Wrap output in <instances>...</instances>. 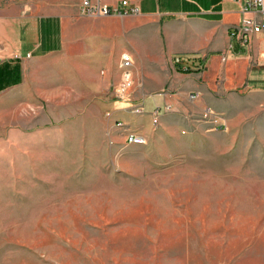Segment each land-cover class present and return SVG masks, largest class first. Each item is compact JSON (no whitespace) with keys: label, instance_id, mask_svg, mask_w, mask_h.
I'll return each mask as SVG.
<instances>
[{"label":"rangeland","instance_id":"rangeland-1","mask_svg":"<svg viewBox=\"0 0 264 264\" xmlns=\"http://www.w3.org/2000/svg\"><path fill=\"white\" fill-rule=\"evenodd\" d=\"M37 2L68 23L63 47L31 66L30 101L0 117V264H264L261 98L160 109L157 124L146 99L133 130L113 90L135 24ZM131 61L137 99L170 79Z\"/></svg>","mask_w":264,"mask_h":264},{"label":"crops","instance_id":"crops-1","mask_svg":"<svg viewBox=\"0 0 264 264\" xmlns=\"http://www.w3.org/2000/svg\"><path fill=\"white\" fill-rule=\"evenodd\" d=\"M103 1L115 5L119 0ZM130 1L139 13L126 17L135 26L125 30L132 37L125 50L136 65L143 64L148 76L165 74L164 68L170 76L155 91L143 85V104L151 99L162 110L170 105L190 115L204 107L222 114L243 96H259L264 104V34L250 36L248 43L233 34L243 15L242 0ZM259 9L247 15L261 19ZM66 16L41 11L37 0H0V117L6 109L17 110L21 101H30L31 66L63 47ZM176 56L188 57L193 71H177L181 66L174 63ZM150 61L159 64L155 73L148 68ZM118 115L136 129L138 115L124 110ZM141 120L147 123L148 116Z\"/></svg>","mask_w":264,"mask_h":264},{"label":"built area","instance_id":"built-area-1","mask_svg":"<svg viewBox=\"0 0 264 264\" xmlns=\"http://www.w3.org/2000/svg\"><path fill=\"white\" fill-rule=\"evenodd\" d=\"M240 1V0H237ZM259 7L262 12V18L257 19L255 16H248L247 14ZM242 18L240 20L241 35L237 36L241 42L248 43L250 36L258 33V24H264V1L263 0H242L241 4ZM78 11L80 15L85 17H107V16H129L139 13V7L137 4L130 0H119L117 4L111 5L103 0H79ZM127 57H132L130 52H124L120 55L119 65L122 66V75L120 76L119 83L114 87L113 93L115 103L119 106H129L130 113L133 115L144 114V104L133 96L131 88L133 86V64H127ZM175 64H180L182 70L190 68V61L186 56H176L174 58ZM194 98L195 95H191ZM171 106L166 105L163 110H170ZM160 108L155 107L151 113L155 117V124L159 120ZM202 113L211 114V111L207 108H203ZM213 117H215L213 115ZM114 121H119V118H114ZM215 124L222 127L223 123L220 119L215 118ZM125 138V142L128 144L139 145V139L141 133L130 132L129 130H122Z\"/></svg>","mask_w":264,"mask_h":264},{"label":"bare ground","instance_id":"bare-ground-1","mask_svg":"<svg viewBox=\"0 0 264 264\" xmlns=\"http://www.w3.org/2000/svg\"><path fill=\"white\" fill-rule=\"evenodd\" d=\"M258 33L264 34V24H258ZM233 34L241 35L240 23H239V28L235 29V31H233ZM129 58H132V57H127V64H132L131 59H129ZM119 69H120V76H121L122 75V66H119ZM117 107H129V106H117ZM152 117H153L152 123L155 124V117L154 116H152ZM116 126L120 128L123 126V124L117 123Z\"/></svg>","mask_w":264,"mask_h":264},{"label":"trees","instance_id":"trees-1","mask_svg":"<svg viewBox=\"0 0 264 264\" xmlns=\"http://www.w3.org/2000/svg\"><path fill=\"white\" fill-rule=\"evenodd\" d=\"M177 71H181V72H190L193 71L191 68H188L187 70H182V69H178Z\"/></svg>","mask_w":264,"mask_h":264}]
</instances>
